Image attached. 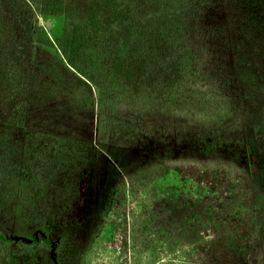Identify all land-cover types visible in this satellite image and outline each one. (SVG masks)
<instances>
[{"label": "trees", "instance_id": "trees-1", "mask_svg": "<svg viewBox=\"0 0 264 264\" xmlns=\"http://www.w3.org/2000/svg\"><path fill=\"white\" fill-rule=\"evenodd\" d=\"M27 1L63 19L60 57L28 43L29 5L0 0V46H13L0 48V227L13 234L0 242L55 254L56 229L81 230L90 198L115 211L124 183L107 184L103 151L139 156L149 178L180 176L253 206L250 183H264V0ZM147 8L156 23L142 22ZM213 102L214 120L191 115Z\"/></svg>", "mask_w": 264, "mask_h": 264}, {"label": "rangeland", "instance_id": "rangeland-1", "mask_svg": "<svg viewBox=\"0 0 264 264\" xmlns=\"http://www.w3.org/2000/svg\"><path fill=\"white\" fill-rule=\"evenodd\" d=\"M23 1L33 13V32L28 43L60 57L58 40L63 19L44 16L27 0ZM154 11L147 8L142 22L156 23L159 17ZM93 91L96 125L99 91L94 87ZM214 103L207 105L206 112L191 115L203 114L201 120H214L222 113ZM123 105L126 107V102ZM153 108H142L141 114L151 117L153 114L148 111ZM1 111L0 107V122ZM181 113L191 118L188 111ZM235 117L240 118L238 112ZM155 120L164 122L163 126L171 131L177 129L178 121H165L157 116ZM150 126L155 124L152 122ZM7 146L1 144L0 150ZM103 154L112 165L107 184L122 177L124 202L115 211L106 213L102 195L94 201L90 198L81 230L56 229V238L61 243L55 254L47 244L37 247L26 242H0V264H264V201L257 197L263 190V182L250 183L253 206L248 207L180 176L149 178L147 171L138 170L139 156L131 152L103 151ZM225 168L234 175L233 168ZM105 191L106 188L102 193ZM0 232L13 235L6 226L0 227Z\"/></svg>", "mask_w": 264, "mask_h": 264}]
</instances>
